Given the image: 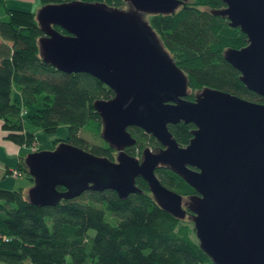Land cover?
Segmentation results:
<instances>
[{
    "label": "water",
    "instance_id": "1",
    "mask_svg": "<svg viewBox=\"0 0 264 264\" xmlns=\"http://www.w3.org/2000/svg\"><path fill=\"white\" fill-rule=\"evenodd\" d=\"M186 0H67L44 4L36 16L43 34L40 54L56 68L86 71L114 90L97 98L102 137L116 149L114 159L66 140L24 158L34 177L28 199L55 205L88 188H113L121 197L141 192L143 176L155 200L171 214L189 217L214 264H264V102L204 85L189 99L190 83L146 18L173 12ZM213 9L248 38L228 47L227 60L246 86L264 96V0H223ZM60 25L67 30L56 28ZM193 122L192 138L180 145L169 127ZM129 125L151 132L159 147L137 156ZM169 167L196 192L185 196L161 182L155 169ZM63 186L64 189L59 188Z\"/></svg>",
    "mask_w": 264,
    "mask_h": 264
},
{
    "label": "trees",
    "instance_id": "2",
    "mask_svg": "<svg viewBox=\"0 0 264 264\" xmlns=\"http://www.w3.org/2000/svg\"><path fill=\"white\" fill-rule=\"evenodd\" d=\"M62 1L67 2L41 0L43 4ZM92 1L128 6L127 0ZM223 5V0H186L173 12L149 13L148 20L187 73L189 99L209 85L264 102V96L249 89L240 79V70L224 56L226 48L242 47L248 38L228 17L213 13ZM56 28L67 32L60 25ZM42 34L36 11L0 0L3 135L16 144L31 145L37 139L36 129L50 132L68 123L64 140L114 159L117 151L102 137L101 115L94 106L95 99L112 97L113 88L86 71L67 72L45 61L39 47ZM169 127L180 145L191 140L193 122L181 120ZM128 129L137 141L126 150L134 155L139 156L145 146L161 145L140 126ZM85 132L98 140L92 141ZM17 167V173L23 169L34 180L24 158ZM155 171L171 189L185 196L196 192L169 167L161 165ZM136 183L141 192H130L125 198L113 188H88L55 205L32 202L23 186H0V264H214L199 244L192 220L158 204L143 176Z\"/></svg>",
    "mask_w": 264,
    "mask_h": 264
},
{
    "label": "rangeland",
    "instance_id": "3",
    "mask_svg": "<svg viewBox=\"0 0 264 264\" xmlns=\"http://www.w3.org/2000/svg\"><path fill=\"white\" fill-rule=\"evenodd\" d=\"M7 3L12 7L16 6V7L24 8V9L29 8V9H32L34 11H38L44 5L41 2V0H7ZM145 16L148 19L149 14H146ZM15 94H16V96H18L19 92L17 91V92H15ZM0 131L3 132L1 127H0ZM35 133L37 134L36 141L31 143V145L23 144L20 148V151L18 152L19 154L21 153L24 156H26V154L28 152H30L31 150L42 149V148L52 149V147L56 146V145H54L55 140H57L59 142L68 136L69 124L68 123H62L55 130H52L50 132L45 131L43 129H36ZM85 133L88 135L89 139H92V141L98 140L97 136L94 137V135L93 134L91 135L89 132H85ZM14 153L17 154L16 151H12V153H10V151L9 152L7 150L5 151L4 148L0 147V157H2L4 159V160H0V164H1V162L7 160V161H9V166L11 165V166L16 167V168L12 169V171L11 170L6 171L5 166H3L4 168H2L0 166L1 167V169H0V186L7 187V188H11V187L17 188V187L23 186L25 188V190L28 191V189L32 185L33 181L27 176L26 172L23 169H22L20 174L15 173V171L18 170V167H17L18 156L17 155L15 156ZM116 155H117V153H116ZM139 155H141V154H139ZM185 217H189L188 211H187V214L185 215ZM91 232L94 234L95 230L91 228Z\"/></svg>",
    "mask_w": 264,
    "mask_h": 264
},
{
    "label": "crops",
    "instance_id": "4",
    "mask_svg": "<svg viewBox=\"0 0 264 264\" xmlns=\"http://www.w3.org/2000/svg\"><path fill=\"white\" fill-rule=\"evenodd\" d=\"M2 40V38L0 37V41ZM4 134V132H2V131H0V147H2V148H4V150L6 151H10V153H12V151H16V153L17 154H15V156L17 155L18 156V160H17V163H18V161H20L21 160V158H25V156L23 155V154H19L18 152L20 151V148H21V146L23 145V144H16L15 142H13L12 140H8V139H6L5 138V136L3 135ZM8 155V154H7ZM9 156V155H8ZM0 160H4L2 157H0ZM0 166L2 167V168H4L3 166H5L6 167V171H10L11 169H14V168H16V167H14V166H9V161H7V160H5V161H3V162H1V164H0ZM1 167H0V169H1Z\"/></svg>",
    "mask_w": 264,
    "mask_h": 264
},
{
    "label": "built area",
    "instance_id": "5",
    "mask_svg": "<svg viewBox=\"0 0 264 264\" xmlns=\"http://www.w3.org/2000/svg\"><path fill=\"white\" fill-rule=\"evenodd\" d=\"M15 173H17V171H15Z\"/></svg>",
    "mask_w": 264,
    "mask_h": 264
}]
</instances>
